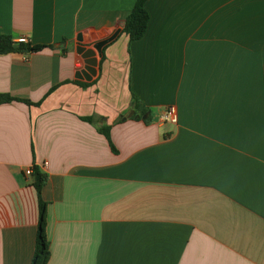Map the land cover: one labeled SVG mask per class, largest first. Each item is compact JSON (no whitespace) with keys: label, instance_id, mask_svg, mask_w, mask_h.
<instances>
[{"label":"crops","instance_id":"crops-1","mask_svg":"<svg viewBox=\"0 0 264 264\" xmlns=\"http://www.w3.org/2000/svg\"><path fill=\"white\" fill-rule=\"evenodd\" d=\"M136 2L0 0V36L53 47L0 56L32 104L0 105V264H32L34 166L48 264H264V0H149L131 43Z\"/></svg>","mask_w":264,"mask_h":264},{"label":"trees","instance_id":"trees-1","mask_svg":"<svg viewBox=\"0 0 264 264\" xmlns=\"http://www.w3.org/2000/svg\"><path fill=\"white\" fill-rule=\"evenodd\" d=\"M149 0H137L133 9L129 13L126 25L123 28V33L126 34L130 42L140 41L146 34L150 24V15L146 9V4ZM51 49L53 47H46L43 45L33 46L30 43L20 44L14 41L13 38L8 36H0V56L8 55L12 53L20 54H32L45 49ZM83 88H89L87 84H78ZM12 102L23 103L26 105H32L31 102L25 100H18L7 94H0V105L10 104ZM132 109L138 112H142V117L148 114V111L143 109L137 98L133 96ZM88 123H93L92 119H86ZM123 117L118 120V123L123 121ZM104 135L108 137V141L111 140L110 129L105 127L100 130ZM34 182L33 187L36 189L39 198V228L37 233L36 250L34 251L32 264H48L51 257V246L47 235L48 218H47V206L48 204L42 198V192L46 183H48V175L41 171L38 166H34Z\"/></svg>","mask_w":264,"mask_h":264},{"label":"built area","instance_id":"built-area-1","mask_svg":"<svg viewBox=\"0 0 264 264\" xmlns=\"http://www.w3.org/2000/svg\"><path fill=\"white\" fill-rule=\"evenodd\" d=\"M17 42H19L20 44H28V40L26 39H19ZM178 120H179V115H178V111L177 108L175 106H170L168 108H166L160 115V119L159 122L161 124H178ZM26 176L29 177H33L34 174V168H28L25 172Z\"/></svg>","mask_w":264,"mask_h":264},{"label":"water","instance_id":"water-1","mask_svg":"<svg viewBox=\"0 0 264 264\" xmlns=\"http://www.w3.org/2000/svg\"><path fill=\"white\" fill-rule=\"evenodd\" d=\"M119 35V32L113 37V38H109V39H107V40H105V41H102V42H100V43H97V45H96V50L99 52V54L101 55V53H102V48H104L108 43H110L111 41L113 42V40H115L116 38H117V36ZM80 51H82L83 49L81 48V49H79ZM94 55V53L93 52H87V54H86V56H88V57H92ZM89 65H93V66H96L97 65V63H96V61H91L90 63H89ZM91 74H95V72L94 71H92V70H90L89 71ZM78 77H80V76H78ZM88 80H89V78H87ZM134 114V112L132 113V115ZM143 119H147V117H144Z\"/></svg>","mask_w":264,"mask_h":264}]
</instances>
